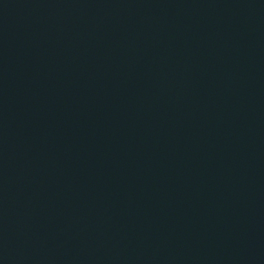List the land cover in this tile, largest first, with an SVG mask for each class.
<instances>
[{"label": "water", "instance_id": "1", "mask_svg": "<svg viewBox=\"0 0 264 264\" xmlns=\"http://www.w3.org/2000/svg\"><path fill=\"white\" fill-rule=\"evenodd\" d=\"M0 264H264V0H0Z\"/></svg>", "mask_w": 264, "mask_h": 264}]
</instances>
